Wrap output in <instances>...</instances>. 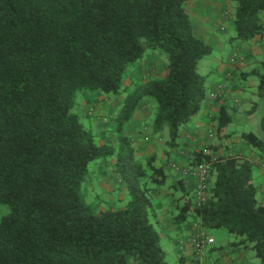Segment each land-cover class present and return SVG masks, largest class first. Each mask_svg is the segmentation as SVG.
I'll return each mask as SVG.
<instances>
[{
	"label": "trees",
	"instance_id": "1",
	"mask_svg": "<svg viewBox=\"0 0 264 264\" xmlns=\"http://www.w3.org/2000/svg\"><path fill=\"white\" fill-rule=\"evenodd\" d=\"M187 1L0 0V204L9 208L0 219V264H168L150 220L151 194L167 174L155 156L145 163L136 158L125 128L151 100L152 135L166 131L174 148L180 127L206 99L197 65L212 48L195 35ZM232 1L233 39H263L264 0ZM156 50L166 56L163 77L128 90V67ZM251 74L259 79L260 102L249 113L261 108L263 138H242L264 159V62ZM97 92L126 93L115 118V147L97 145L71 112L78 93ZM231 121L220 104L213 126L218 143L189 159L191 168L212 162L205 201L197 206L178 181L185 202L173 228L179 232L193 216L205 231L224 229L231 245L252 250L264 264V202L253 164L211 156L227 147ZM106 158L114 159L126 203L98 212L85 202L81 184L88 164Z\"/></svg>",
	"mask_w": 264,
	"mask_h": 264
},
{
	"label": "crops",
	"instance_id": "2",
	"mask_svg": "<svg viewBox=\"0 0 264 264\" xmlns=\"http://www.w3.org/2000/svg\"><path fill=\"white\" fill-rule=\"evenodd\" d=\"M224 1L226 0H189L185 4L195 35L209 44L213 50L215 48L220 49L223 44L222 33L224 29L220 24L227 12ZM262 40L259 38L254 39L250 46L240 45L236 50H232L225 63L220 62L209 75H201L206 77V99L202 102L198 115L193 117L196 121L192 122L191 119L183 128L179 129L176 147L170 148L168 146L166 131L160 135L147 133V122L150 119L153 107L151 100H145L138 106L133 120L125 128V133L135 149V156H155V165L163 167L167 174L165 183L151 194L155 209L151 213V218L156 231L160 235L161 242L164 241L166 250L175 254L179 264H256L249 257L248 249H238L229 242L227 246H216L218 235L221 239H224V235L218 234L220 232L213 231L212 233L210 230H203L198 220L193 216L189 217L179 232L175 231L173 217L179 206L185 202V199L179 200L185 192L181 191L178 181L183 184L186 192L190 193V197L194 201L196 178L192 175L193 168L189 167V159L195 151L211 144L214 137V118L220 104H225L228 107L232 117L231 124L239 126L248 122L253 114L261 109L259 108L250 114V110L242 108L247 101L241 99L239 94L243 91V88L237 81L239 78L247 76V73L242 72L241 69L243 66L255 61V47H260ZM144 59L143 64L146 65L152 58L146 56ZM164 72L165 69L161 71L154 70L147 77H139L141 78L139 83L147 82L154 75L163 76ZM132 74H129L125 83L129 87L128 90H132V86L136 85L135 80L138 79H135ZM219 85L223 87L224 94L222 99L215 100L212 94ZM94 100L92 102L100 104L98 99ZM121 102L116 100V105L121 104ZM99 121L104 123L105 119H99ZM244 134L246 133H241L239 138L230 134L226 141L227 147L211 156L237 158L247 160L253 164L257 195H259L260 201L264 202V159L260 158L258 153L247 145L242 138ZM204 154L208 155L210 151L204 150ZM99 161V187L104 192H108L109 181L113 180L114 177L118 186L116 185V189L114 184L111 192L114 193V197H121L122 199L124 189L120 180L112 172L114 161L106 162L104 159ZM200 233H205L208 237L213 238L214 244L211 246L206 245L203 258L198 260L195 255L193 240Z\"/></svg>",
	"mask_w": 264,
	"mask_h": 264
},
{
	"label": "rangeland",
	"instance_id": "3",
	"mask_svg": "<svg viewBox=\"0 0 264 264\" xmlns=\"http://www.w3.org/2000/svg\"><path fill=\"white\" fill-rule=\"evenodd\" d=\"M226 5L227 12L225 14V18L222 19L221 24L223 26V33H222V47L220 49H212V53L205 57L201 63L198 65V73L200 75H209L211 71L215 70L216 67L220 64V62H226L232 50H236L239 48L240 45L250 46L252 41H240L238 39H233L235 37V29L233 23V14L236 7V3L232 0L224 1ZM209 45V44H208ZM256 57L255 61L243 66L241 69L242 72H246L247 76L245 78H239L238 84L243 88V91L240 92V97L247 102L245 105L243 104L242 108L244 110H250L253 104L259 103L260 98L257 93V86L259 84V79L257 76L250 74L254 69H262V65L264 62V38L262 40V45L260 47H255ZM146 56H151V62L148 61L146 65L143 63L145 62L143 59L142 61L129 66L126 74H125V83L127 81V77L130 73H133L136 85H139V77H147V75L153 73L154 70H163L165 69L166 65V56L165 54L160 51L156 50L153 53L146 52L144 58ZM163 76L154 75L151 77L150 80H158ZM148 80V81H150ZM139 83V84H137ZM135 85V86H136ZM135 86H132V90ZM208 89V88H207ZM126 96V93H122L120 96L114 95H106L101 92H97L94 94L88 93H78L76 95L75 105L71 109V112L76 114L79 117L81 124L88 130H90L94 135V141L97 145H108V146H116L117 143V134L114 131L115 128V118L121 108V104L116 105V100L122 101L123 98ZM93 98V99H92ZM98 99L100 104L98 105L97 102H92L93 100ZM94 100V101H95ZM115 105V107H114ZM262 112L261 109L255 112L252 118L244 123V125H233L230 124L228 127V132L231 135H236L238 138L240 137L241 133H250L255 137L262 139L263 136L259 130V124L261 120ZM98 119V120H97ZM99 119H105L104 123L99 121ZM192 118V122H195ZM191 122V123H192ZM152 123V114L150 119L148 120L147 124V133H152L151 128ZM184 125L181 127L183 128ZM180 127V128H181ZM218 140L216 137H213L211 140V144L216 145ZM164 146V145H162ZM137 159L145 163L147 156H137ZM102 160V159H101ZM106 162L114 161L113 158H106L104 159ZM99 160L92 161L88 164L87 167V174L81 184L82 194L84 196L85 202L90 205H95L97 207V211H104L109 208L111 209H122L126 203V194L124 193L122 199L114 197V193L111 192L112 186L115 184L117 189L116 179L113 177V180L109 181V191L104 192L101 187H99ZM114 163V162H113ZM255 171V170H253ZM117 185V186H116ZM257 198L260 200L259 195ZM155 211V209H154ZM9 212V208L5 205L0 204V219L2 216ZM150 220L152 222V218L150 216ZM153 223V222H152ZM154 225V224H153ZM212 233L220 232L218 234H223L224 239H221L218 235L216 246H227L228 242L232 243L234 238L230 236L224 229H213L210 230ZM163 241V240H162ZM161 246L163 247L164 251L166 252L167 262L168 264H179L176 256L174 253L166 250L164 241L161 242ZM247 253L251 260H253L256 264H260L259 260L256 258L254 252L250 249L247 250Z\"/></svg>",
	"mask_w": 264,
	"mask_h": 264
},
{
	"label": "built area",
	"instance_id": "4",
	"mask_svg": "<svg viewBox=\"0 0 264 264\" xmlns=\"http://www.w3.org/2000/svg\"><path fill=\"white\" fill-rule=\"evenodd\" d=\"M224 94V89L221 85L217 86L212 94L215 100L221 99ZM212 162L201 163L193 168L192 175L196 178V184L194 187V196L197 206H201L205 201L206 191L209 188V170ZM195 246V255L198 260H201L204 256L205 246L213 245L214 240L208 237L205 233H200L193 240Z\"/></svg>",
	"mask_w": 264,
	"mask_h": 264
}]
</instances>
